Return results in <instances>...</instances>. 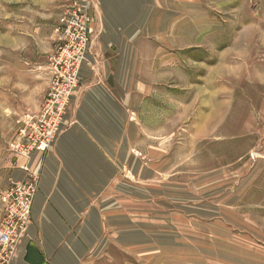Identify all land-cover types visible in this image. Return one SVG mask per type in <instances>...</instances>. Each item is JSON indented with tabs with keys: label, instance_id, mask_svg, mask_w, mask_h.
<instances>
[{
	"label": "crops",
	"instance_id": "crops-1",
	"mask_svg": "<svg viewBox=\"0 0 264 264\" xmlns=\"http://www.w3.org/2000/svg\"><path fill=\"white\" fill-rule=\"evenodd\" d=\"M65 1L1 0L10 62L6 74L0 69V111H39L49 89L57 10ZM239 1L88 2L89 65L60 136L46 154L26 156L12 147L3 156L0 221L11 183L34 178L38 185L28 236L17 244L12 264H130L113 255L175 253L183 239L196 236L193 226L224 229L225 209L240 205L239 183L225 182L222 170H203L183 182L162 177L170 166L168 173L179 174L178 142L170 149L175 130H160L159 95L161 79L175 76L178 56L206 45L209 30L222 27L221 14ZM45 58L44 73L31 74L38 83L19 81L26 74L17 73L21 62L32 66Z\"/></svg>",
	"mask_w": 264,
	"mask_h": 264
},
{
	"label": "rangeland",
	"instance_id": "rangeland-1",
	"mask_svg": "<svg viewBox=\"0 0 264 264\" xmlns=\"http://www.w3.org/2000/svg\"><path fill=\"white\" fill-rule=\"evenodd\" d=\"M221 15L223 25L209 30L207 44L179 55L175 76L161 79L159 114L165 124L160 130H175V141L166 145L172 149L178 142L179 171L173 176L168 173L172 166L165 167L162 177L183 182L203 170H222L225 182L239 183L240 205L225 209L223 230L210 224L208 231L193 226L196 236L183 239L175 253L163 248L143 255L118 252L115 261L264 264V0H240ZM216 16L220 19V14ZM7 33L5 23L0 24V69L5 74L10 62ZM23 55L24 50L20 58ZM46 61L23 67L21 62L17 73L26 74L19 81L28 86L38 83L31 74H43ZM37 112L0 111V167L5 165V152L16 147L28 117ZM204 235L208 236L200 237Z\"/></svg>",
	"mask_w": 264,
	"mask_h": 264
},
{
	"label": "built area",
	"instance_id": "built-area-1",
	"mask_svg": "<svg viewBox=\"0 0 264 264\" xmlns=\"http://www.w3.org/2000/svg\"><path fill=\"white\" fill-rule=\"evenodd\" d=\"M54 30L55 46L48 56L49 89L37 114L15 142L23 155L48 153L61 134L81 84V70L87 65L92 41L90 0H66ZM89 65V63H88ZM38 192L36 179L13 182L5 193L0 221V264H12L19 241L28 236L32 209Z\"/></svg>",
	"mask_w": 264,
	"mask_h": 264
},
{
	"label": "bare ground",
	"instance_id": "bare-ground-1",
	"mask_svg": "<svg viewBox=\"0 0 264 264\" xmlns=\"http://www.w3.org/2000/svg\"><path fill=\"white\" fill-rule=\"evenodd\" d=\"M221 93H223L224 94V91H222ZM218 95H219V93H218ZM224 96V95H223ZM232 103V102H231Z\"/></svg>",
	"mask_w": 264,
	"mask_h": 264
}]
</instances>
